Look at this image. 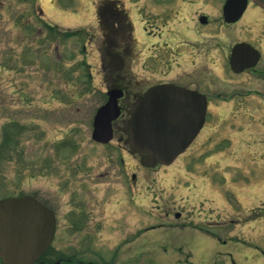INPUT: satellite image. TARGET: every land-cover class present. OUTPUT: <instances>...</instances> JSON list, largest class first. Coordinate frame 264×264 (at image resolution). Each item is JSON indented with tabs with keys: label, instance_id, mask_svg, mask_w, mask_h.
Instances as JSON below:
<instances>
[{
	"label": "rangeland",
	"instance_id": "obj_1",
	"mask_svg": "<svg viewBox=\"0 0 264 264\" xmlns=\"http://www.w3.org/2000/svg\"><path fill=\"white\" fill-rule=\"evenodd\" d=\"M102 1L0 0V199L56 200L59 241L77 240L86 253H110L124 238L115 217L127 209L114 211L105 204L106 219L96 230L93 222L103 220L102 209L97 207L101 214L92 219L86 202L106 189L111 200L120 198L121 178L135 173L143 204L141 222L133 216L132 224L141 223L142 229L163 224L167 211L183 205L199 225L192 222L181 230L164 224L144 233L143 264H167L178 257L187 264H230L228 253L239 257L242 251V257L264 256L263 11L250 4L236 26L225 27V0H119L140 47L127 24L125 36L114 33L116 62L131 37L125 74L129 93L121 101L114 142L103 146L92 139L94 116L111 88L103 70L109 72L113 62L97 21ZM199 15L211 22L198 23ZM245 39L263 51L255 75H235L227 61L231 48ZM163 82L195 84L210 98V115L185 154L167 168L150 170L128 145L127 124L138 105L131 91ZM87 175L78 209L71 196L78 182L69 180L63 192L58 186ZM251 209L255 217L246 242L233 232ZM71 219L80 231L73 230ZM91 226L98 232L94 242ZM237 242L241 246L234 252Z\"/></svg>",
	"mask_w": 264,
	"mask_h": 264
},
{
	"label": "water",
	"instance_id": "obj_2",
	"mask_svg": "<svg viewBox=\"0 0 264 264\" xmlns=\"http://www.w3.org/2000/svg\"><path fill=\"white\" fill-rule=\"evenodd\" d=\"M264 8V0H252ZM248 0H227L223 13L226 22L238 21ZM206 21V20H204ZM260 54L250 45L234 47L231 66L235 72L251 68ZM109 100L94 120L93 139L108 143L114 137L113 122L120 114L119 100L124 92L112 89ZM207 99L202 94L163 84L148 89L131 115L128 141L133 153L143 154L142 165H171L197 137L206 118ZM55 232V217L31 196L0 200V257L5 264H34L50 246Z\"/></svg>",
	"mask_w": 264,
	"mask_h": 264
},
{
	"label": "flooded vegetation",
	"instance_id": "obj_3",
	"mask_svg": "<svg viewBox=\"0 0 264 264\" xmlns=\"http://www.w3.org/2000/svg\"><path fill=\"white\" fill-rule=\"evenodd\" d=\"M256 7L262 10L264 13V10L262 8L258 6ZM204 16L206 15H199L197 22L201 23L202 17ZM210 22L211 21L208 18V22L204 25H208ZM233 25L225 24L224 26L231 27ZM241 42H248L251 45H253L255 48H257L261 52L262 58H263V51L260 49V47L254 45L255 43L249 41V39H245ZM229 58H230V55H227V61L229 64V68H231ZM262 58L256 67L252 69H248L242 74H246V73L252 74V75L257 74V72L259 71L258 66L262 63ZM187 77H191V76L188 75ZM188 88L199 90L198 88H195V84H190ZM199 91L202 92L201 90ZM121 164L126 165L124 159H122ZM159 168L160 167H157L156 169H152V170H157ZM128 175L129 174H125L121 178V181H122L121 186L124 187L123 189L124 194L121 193L120 198H117V199L114 198L111 200L112 198V196H110L111 191L106 189L105 192L102 193L101 196L98 195L97 197H92V199H90L89 202H86V204L89 205L90 208H92L91 213L95 214V215L92 214V219H95V216L98 217L97 213L101 214V212L99 211V208L101 207L102 209L103 216H101V218L103 220L100 222H93L94 224H96L95 225L96 230L99 227V224L103 223L106 219L105 218V213H106L105 204H109L110 206H112L114 211L117 207H120V208L124 207L127 209V211L123 213L122 215H120L118 218L115 217V219L118 220V225H119L120 230L122 231V234L124 235V238H123V241H121L120 244L116 245V247H114L113 251L110 253L83 252V250L81 249L82 246L80 247V245L77 244L78 241L75 239L74 240L76 242H72V243L69 242L67 244H65L64 241H59V239L62 237L59 236V227H58L59 221H58L57 214H56L58 202L56 200L53 201L52 199H42L39 196L38 197L34 196L38 198V200L44 206L51 209L54 212L55 217H56V231H55L52 244L50 248L44 254H42L39 260L35 262V264H143L144 257H146V255H143L142 253L143 248L141 244V239L144 233H148L157 228L164 227V224L169 226L168 228H175V229H181V230L183 228L188 227L189 225H192L191 224L192 222L196 224L197 226H199L197 222L195 221L194 216L192 215V212H190V210H188L186 207H182L183 205L177 206L176 208H173L172 210L167 211L165 213L167 219L165 220L163 224L151 225L144 229L141 228V223H139L140 226L137 225L135 222L132 224L130 222V219H132L133 216L135 219L138 218V222H141V218L138 215H141L143 203H142V191L138 189L139 186L137 184V175L135 173H132L130 175L131 178L127 179ZM88 177H91V176L89 175L82 176L78 180V179H74L75 176H73V179H67V180L64 179V183L58 186L59 190L63 192L64 191L63 189L69 186L68 185L69 180L78 182L77 190L71 193L72 205L77 206L78 209L82 208L80 198L81 196L84 197L82 195L86 189V184H84V182L86 181L84 178H88ZM52 202H54L55 204L53 205ZM260 210L263 211L262 212L263 214L264 205L260 208ZM253 211L254 209H251V211L246 215V217L243 220L237 221L235 225L236 226L235 231L233 232L234 234L236 232L239 234L238 239H243V241H246V242L248 241L247 234L251 232V230L248 227L250 226V222L252 221V219H254L255 217V213ZM77 213H79V211H75L73 216H76ZM113 213L117 214V212H113ZM86 219L89 220L88 217ZM71 222H73L74 224L73 226L74 231L78 232L82 229V227L76 226L75 224L76 221L74 222L71 219ZM91 227L94 229V226H91ZM96 230L94 229L88 233L89 238L93 239V242L98 239L97 237L98 232H95ZM56 241H58V245H55ZM88 241L90 242V240ZM238 244L239 242L234 243L235 245L233 248L234 252L237 251V249L241 246V244L239 245ZM236 246H238V248ZM122 247H124L125 250L127 249L124 253L120 251ZM228 255L232 256L231 257L232 261L230 264H264V256L262 257H242L244 255L243 251H242V254L240 255L237 254L239 257H234L233 252L232 254L228 253ZM177 259L178 261L172 262V263L168 262L167 264H187L186 261H180L179 257ZM0 264H4L1 259H0ZM147 264H161V263L150 261Z\"/></svg>",
	"mask_w": 264,
	"mask_h": 264
},
{
	"label": "trees",
	"instance_id": "obj_4",
	"mask_svg": "<svg viewBox=\"0 0 264 264\" xmlns=\"http://www.w3.org/2000/svg\"><path fill=\"white\" fill-rule=\"evenodd\" d=\"M119 3L120 2L116 0H103L97 6V17L101 29L105 32L103 33V45H109L108 54L111 56V60H113L111 63L112 68L109 69V72H105L104 70V73L108 74V77L106 76V80L109 81L113 87H119L127 90L129 82L125 81V74L123 73V70L126 68V60L130 54L129 49L132 37V25L128 14ZM124 21H126V23H124ZM126 24L129 27L128 35L131 37L124 48L123 54L118 58V62H116L118 57L116 49H119V47L116 46L117 37L114 33H120L125 36L127 34Z\"/></svg>",
	"mask_w": 264,
	"mask_h": 264
}]
</instances>
